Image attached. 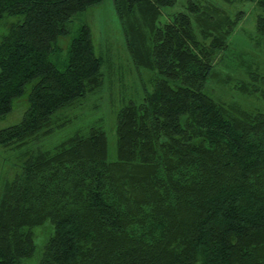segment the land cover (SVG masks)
Listing matches in <instances>:
<instances>
[{
    "label": "trees",
    "instance_id": "trees-1",
    "mask_svg": "<svg viewBox=\"0 0 264 264\" xmlns=\"http://www.w3.org/2000/svg\"><path fill=\"white\" fill-rule=\"evenodd\" d=\"M104 1L0 0V120L27 100L0 128V264H264V0H114L148 72L138 97L121 78L113 157L85 111L110 64L87 22L60 44Z\"/></svg>",
    "mask_w": 264,
    "mask_h": 264
},
{
    "label": "rangeland",
    "instance_id": "rangeland-1",
    "mask_svg": "<svg viewBox=\"0 0 264 264\" xmlns=\"http://www.w3.org/2000/svg\"><path fill=\"white\" fill-rule=\"evenodd\" d=\"M85 22L90 24L92 27L97 54L103 55L107 60V65L108 63L110 64V69L107 73V78L108 80L112 81L111 85L109 86L107 84L106 88L97 96L100 97V101L95 98H92L86 102L89 104H86L87 106L85 108V111L88 112L89 115L93 116L97 114L100 106L102 108L107 107L106 111L108 112L107 130L109 135V147L110 153L113 157L116 152V117L117 112L123 106L122 101H120L118 98V94L121 89L120 85L122 84V79L124 80L125 78L126 83L131 82L127 85L128 88L127 91H125L124 95H126L127 98L138 97L142 95V92H137L134 94L131 89H136V85L139 88H144V83H147V80L144 78V73H147L148 71L142 70L144 80L140 79L137 75V84L134 83L135 72H133L131 67V56L127 51L122 25L114 6V0H105L103 3L93 8H90L88 11L79 14L75 18V21L72 26V32L68 36L61 37L60 39V44L62 45L64 51L66 50L67 45L71 41L73 35L76 34L78 27ZM245 24L246 27L253 28L252 13H250V15L248 16ZM63 54L66 53L64 52ZM107 65L104 67V70L107 68ZM122 71H124L126 75L123 74ZM129 86H131L132 88L130 89ZM95 100L101 103L99 107L96 106L97 109H95L94 107ZM112 102H114L113 105ZM26 107V98L20 99L16 104L15 111L9 114L5 119L0 120V128L18 122V120L21 119ZM74 128L75 127H73L72 130ZM3 169L4 167L2 166L0 154V171ZM52 233L53 225L49 221H47L41 228L37 229L36 257L42 256L44 245ZM28 264H39V258H34L33 260L29 261Z\"/></svg>",
    "mask_w": 264,
    "mask_h": 264
}]
</instances>
